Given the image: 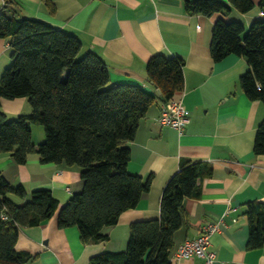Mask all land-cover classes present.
<instances>
[{
	"label": "crops",
	"instance_id": "obj_1",
	"mask_svg": "<svg viewBox=\"0 0 264 264\" xmlns=\"http://www.w3.org/2000/svg\"><path fill=\"white\" fill-rule=\"evenodd\" d=\"M251 2L254 7L248 13L232 9L225 19L242 22L246 32L263 16L259 0ZM0 11L18 19L39 20L75 36L81 42L80 57L93 52L105 62L109 86H140L155 97L139 121L134 140L124 144L130 150L128 172L142 180L151 177V187L137 206L120 214L114 226L102 229L104 239L95 243L82 244L76 227L59 228L56 214L37 226L19 228L15 249L33 257L25 264H90L100 253L124 251L132 222L158 219L161 193L182 160L207 164L211 173L198 182L199 197L182 204L183 225L173 234L171 264H204L195 257L172 258L185 240L200 235L202 226L220 221V232L210 237L215 255L211 264H264V247L247 249L244 218L246 203L264 204V155H253L264 108L240 90L239 77L250 71L243 57L229 55L220 62L209 57L215 17L189 15L183 0H0ZM154 55L184 62V88L174 96L189 111L190 123L182 131L157 122L163 102L145 73ZM10 62L9 41L0 39V75ZM0 110L9 121L29 114L31 106L23 98H1ZM30 128L33 143L39 146L43 129L35 124ZM0 174L11 186L21 185L28 195L50 190L59 207L82 187L77 168L41 165L37 154H29L22 165L8 154L0 155ZM9 198L17 205L22 202Z\"/></svg>",
	"mask_w": 264,
	"mask_h": 264
},
{
	"label": "trees",
	"instance_id": "obj_2",
	"mask_svg": "<svg viewBox=\"0 0 264 264\" xmlns=\"http://www.w3.org/2000/svg\"><path fill=\"white\" fill-rule=\"evenodd\" d=\"M183 4L189 15L215 17L209 57L214 62L229 55L243 57L250 71L239 77L240 90L264 108V0L258 3L262 19L246 32L242 22L225 18L232 9L248 13L254 7L251 0ZM0 39L9 41L11 53L9 67L0 75V100L23 98L31 106L29 114L9 121L0 110V155L22 165L29 154H37L41 165L77 168L82 181L81 191L59 207L50 190L28 195L0 174V264H25L33 257L15 249L19 228L37 226L56 214L59 228L76 227L82 244L95 243L104 239L102 229L137 206L151 187V177L142 180L128 172L130 150L124 144L134 140L155 97L140 86H109L105 62L93 52L80 57L78 38L39 20L0 11ZM183 66L182 59L161 55L147 62L146 79L162 102L183 90ZM31 124L43 129L39 146L33 143ZM253 144V155H264V119ZM210 173L207 164L182 160L161 193L158 219L132 222L125 250L100 253L90 264H171L173 234L183 225L182 204L199 197L198 182ZM9 196L22 202L14 204ZM244 207L247 249L258 250L264 247V204L253 201Z\"/></svg>",
	"mask_w": 264,
	"mask_h": 264
},
{
	"label": "built area",
	"instance_id": "obj_3",
	"mask_svg": "<svg viewBox=\"0 0 264 264\" xmlns=\"http://www.w3.org/2000/svg\"><path fill=\"white\" fill-rule=\"evenodd\" d=\"M157 122L161 126H167L177 132L182 131L190 123L189 111L183 107L181 101L167 100L163 102L162 113ZM220 224L221 221L202 226L200 235L194 240H185L183 244L179 245L172 259L183 261L195 257L202 259L204 264H211L215 255L211 250L210 237L220 232Z\"/></svg>",
	"mask_w": 264,
	"mask_h": 264
},
{
	"label": "water",
	"instance_id": "obj_4",
	"mask_svg": "<svg viewBox=\"0 0 264 264\" xmlns=\"http://www.w3.org/2000/svg\"><path fill=\"white\" fill-rule=\"evenodd\" d=\"M157 94L159 95V92L156 90ZM24 203V202H23Z\"/></svg>",
	"mask_w": 264,
	"mask_h": 264
},
{
	"label": "rangeland",
	"instance_id": "obj_5",
	"mask_svg": "<svg viewBox=\"0 0 264 264\" xmlns=\"http://www.w3.org/2000/svg\"><path fill=\"white\" fill-rule=\"evenodd\" d=\"M43 141H44V140H43ZM43 141H42V142H43Z\"/></svg>",
	"mask_w": 264,
	"mask_h": 264
}]
</instances>
